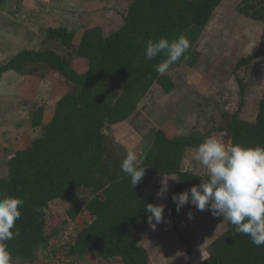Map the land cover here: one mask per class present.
<instances>
[{"label":"trees","instance_id":"obj_1","mask_svg":"<svg viewBox=\"0 0 264 264\" xmlns=\"http://www.w3.org/2000/svg\"><path fill=\"white\" fill-rule=\"evenodd\" d=\"M222 2L133 0L124 25L114 33L104 36L100 28L90 29L75 46V31L51 28L48 38L67 46L65 56L53 50H25L0 68V73L39 72L40 79L46 76L45 68L69 87L53 103L50 121H44L46 105L31 110V127L34 131L40 129L41 135L17 147L6 159L7 174L0 175V198L17 197L24 201L13 229L20 235L5 242L12 261L36 260L40 249L51 239L48 228L74 225L86 211L93 220L76 235L69 246L70 256L92 253L101 259L119 258L122 264H148L147 250L139 245L137 234L148 227L145 205L154 204L157 180L163 175L177 178L178 195L208 178L207 170L203 175L182 170L186 149L197 148L209 136L225 144L264 146V97L254 122L234 114L227 126L216 128L209 136L169 138L163 129H152L150 125L146 132L141 126L137 136L126 127L153 86L158 85L164 93L175 87L173 76L155 71V65L166 59L163 53L146 59L148 40L165 37L172 41L184 35L190 47L170 66H195L201 55L196 43ZM4 3L0 0V6ZM240 11L264 23V0H247ZM258 57L259 53L242 59L237 69ZM76 58L85 59L84 71L77 67ZM239 87L244 101L246 84L240 82ZM106 128L115 140L129 134L122 144L125 148L129 145L132 149L142 138L150 143L139 161L146 172L135 188L131 178L121 171L123 157L107 143ZM81 190L91 195L85 206L79 195ZM176 207L173 216L178 226L180 212ZM199 264H264V245L255 246L250 237L236 234L232 226L211 243L209 257Z\"/></svg>","mask_w":264,"mask_h":264},{"label":"rangeland","instance_id":"obj_2","mask_svg":"<svg viewBox=\"0 0 264 264\" xmlns=\"http://www.w3.org/2000/svg\"><path fill=\"white\" fill-rule=\"evenodd\" d=\"M6 1L8 5H6L5 9L8 15L12 16L16 13L17 9L15 8L21 0ZM89 1L90 0H71V4L76 3L79 5L78 8H87V2ZM94 1V3H98L100 7L104 5V7H101L103 10L106 4L109 3L113 10L106 12V14L112 19L120 18L118 9L121 7H119L118 4H112L114 1ZM246 3L247 0H223L215 10L212 20L196 43V48L201 54L196 65L191 67L182 64L178 67V76H175V67L170 66L166 74L171 77L173 75L175 78V87L170 93H164L158 85L150 89L146 98H143L140 103L142 108L148 111L152 121L149 122L150 124H145L141 128L142 130L145 132L148 131L149 125L152 126V129H156V126H163L169 132L183 134L181 136L197 134L209 136L216 131V128L227 126L231 122L234 114H238L239 118L248 122H254L256 120L259 103L264 97V23L263 21L253 20L242 14L240 7L246 5ZM12 18L15 19L16 17ZM112 23L117 24L118 22L114 20ZM33 26L32 23L30 24L27 20L25 21L24 28L32 27V30L35 29L38 33L39 28L36 26L33 28ZM116 26L117 25H113L112 29ZM258 53L259 57L250 65L237 69L236 66H238L237 64L242 59ZM195 67L199 70V76L198 78L194 77L197 79L193 81L190 80V83H188L186 76L189 73L192 75L195 70L193 68ZM181 73L184 77L183 80L180 76ZM52 81L54 82V87L42 85L43 89L40 90L41 94L36 97L37 99L34 103L29 101L25 102L27 109L35 111L42 105L49 106L51 105L50 103L57 101L58 98L69 91V87L62 82L59 77L52 78ZM185 82L187 83L185 84ZM240 82L246 84L244 101L240 94ZM44 88L54 89L51 93V97L48 95L50 92L46 91ZM51 99H53V102H50ZM51 108L54 111V107ZM191 114L194 116V121L186 119V117ZM29 117L31 118V112ZM50 119L51 115L46 121L48 122ZM133 120H135V117L134 119L132 118V121L129 125H126V127L129 130L131 129L130 131L132 134L139 136L137 131L140 133L141 129L135 126L137 122H133ZM40 132L41 130L38 129L31 134L27 133L28 136L26 135L25 137V144L31 142L33 138L40 136ZM128 135L129 134H125L124 138H117V140H114L119 145H122ZM16 139L22 140L23 138ZM10 142L11 145H16L14 140L11 141L10 139L7 143ZM107 143L111 146L110 139H108ZM140 144V140L135 143L137 148ZM127 147L131 151H134V146L132 149L129 145H127L126 148ZM128 148L126 150H128ZM188 149L196 150L197 148L189 147ZM189 154L190 157L194 158L191 151ZM187 162L191 161L188 159ZM6 174L7 163L0 164V175ZM79 195L83 202L82 206H85V202L91 198V195L85 190H81ZM168 215L170 217L168 221L169 224H167L165 231H163L162 237L160 238V244H162V246H158L157 251L162 253L163 250L166 251L172 248L174 251L173 258L175 264H199L204 260L207 254L209 255V245L232 227L230 223L223 221V217H214L212 214H205L202 211L199 214H193L196 217L192 215L194 221L192 226H190L189 223L182 224L183 237L188 239L192 244L191 252L188 253L189 246L179 238L178 232L175 230V228L179 226L175 225V217L170 213ZM187 218L189 219V214ZM92 220V216H89L86 211H83L74 225L66 227L60 224L54 229L48 228L46 232L53 240L50 241L45 248L43 247L44 249L41 251V258L43 259H41L39 263L43 264L45 260L44 256H47L55 264H74L76 260L74 258H72V260L69 258V246L74 242L78 232L83 227L90 224ZM189 222H191V219H189ZM196 227L199 230H196ZM142 243H147V240H143ZM157 243L159 242L152 243L148 246L150 253L153 252L154 246H156ZM203 244L204 246L202 249ZM199 252H202L204 256H199ZM100 259L101 258L97 256L88 262L87 257L86 260L82 261V263L79 262V264H122L119 258L118 260L117 258Z\"/></svg>","mask_w":264,"mask_h":264},{"label":"crops","instance_id":"obj_3","mask_svg":"<svg viewBox=\"0 0 264 264\" xmlns=\"http://www.w3.org/2000/svg\"><path fill=\"white\" fill-rule=\"evenodd\" d=\"M90 1L87 2V8L84 6V4L83 6L85 8H78L79 5L76 3L71 4V0H21L20 3L17 4L16 13L12 16L8 15V12L5 9L6 6H0V68L8 64L13 58H15L25 50H53L56 53L65 56L67 54V46L57 40L48 38V30L51 28H64L68 31H75V46H78L84 34L90 29L100 28L103 32V35L108 36L124 25V16L127 14L128 9L133 2V0H112L114 1V3L112 4H118V6L121 7L120 9H122H118L120 18L112 19L109 15L106 14V12L113 10L109 3L106 4L103 10L101 7H104V5H101L100 7L98 6V3H94V0L91 2ZM109 1L110 0H108V2ZM12 17L16 18L13 19ZM26 20L28 23H32V25H34L33 28H35V26L39 28L38 33L35 29L32 30V27L24 28ZM114 20L118 23H112ZM113 25L117 26L112 29ZM76 59H78V65L76 64L77 67L84 71L86 69L85 59ZM175 69V76H178V67H176ZM193 69H195L193 74L191 75L189 73L186 76L188 83H190V80L193 81L199 76V70H197V67ZM43 70L42 71L44 74L46 73V76L45 78H42V80L39 77V72L33 73L32 75L28 73L22 75L16 71H5L3 73H0V164L6 163V159L12 154V152L20 145H24L26 143L25 137L27 133L31 134L34 132L33 128L31 127V118L29 117L31 110L27 109V105L25 104V102L29 101L31 103H34L37 99L36 97L41 94L40 90L43 89L42 85H45L46 87H54L52 78H56L51 74L49 70H46L45 68H43ZM180 76L183 80L184 77L182 73ZM172 78L175 82L174 76ZM187 82H185V84ZM44 89L50 92V94H48L47 92L45 93L51 97V93L54 91V89ZM53 99H51L50 102H53ZM53 103H50L51 105L49 106L46 105L44 120L45 122H47V118H50V115L52 117L53 110L51 107H54ZM134 116V122H137L136 127L138 128L152 121L148 111L142 108L141 103L138 107L137 113ZM186 119L194 121L193 114L188 115ZM156 128L163 129L167 133L169 138H175L183 135L181 133L174 134L172 132H169L163 126H156ZM16 138L23 139L18 140ZM10 139L11 141L14 140V142H16V145H11V142L7 143L10 141ZM149 147L150 143H148L147 139L145 140L143 138L140 146H138V148L137 146H135L134 152L137 153L139 161L140 159H142ZM190 151L192 152V156L195 155L196 150H191L188 148L186 149L182 161V170L185 172H193L198 175L205 174L206 168L199 162H197L194 158L190 157ZM188 159L191 162H187ZM161 180L162 179L157 180V183H159V189L162 187ZM177 180L178 179H170L168 183V191L164 193L162 197H158L156 194V197L154 199V204L165 205L163 222L158 224L155 229L151 228L148 224V227L146 229L139 231L137 234L139 245L147 250L149 257L148 264H175L173 258L174 251L172 250V248L166 251L163 250L162 253H160V251H157V249L158 246H162V244H160V238L162 237L163 231H165L167 224H169L168 221L170 220V217L168 214H173L175 210V202H173L172 196L173 194H175V187L178 183ZM200 212L201 211H197L195 206H193L191 203L185 205L180 210V223L179 226L175 228V230L178 232L179 238L189 246L188 253L191 252L190 250L192 244L188 239H185L183 237L182 224L189 223L190 226H192L194 224V221L193 219H191V222H189V219L187 218L188 214L192 213L193 215L199 214ZM202 212H204L205 214H212L209 210ZM88 215L90 216V214ZM196 230L199 229L196 227ZM52 240L53 238L50 239V241ZM143 240H147V243H142ZM155 242L159 243L154 246L153 252L150 253L148 246ZM203 246L204 244L202 245V249ZM44 248L40 249L37 259L34 261L15 259L13 260L14 263L11 261V264H40L39 262H41V259H43L41 258V251H43ZM95 255L96 254L91 253L84 256H70L69 258L71 260L72 258H74L76 260L74 261V264H79V262L82 263V261L86 260L87 257L89 262L92 258L97 257V255ZM201 255L204 256L202 252H199V256ZM208 257L209 255L207 254L204 260ZM44 259L45 260L43 261V264H55L47 256H44Z\"/></svg>","mask_w":264,"mask_h":264},{"label":"clouds","instance_id":"obj_4","mask_svg":"<svg viewBox=\"0 0 264 264\" xmlns=\"http://www.w3.org/2000/svg\"><path fill=\"white\" fill-rule=\"evenodd\" d=\"M190 44L184 35L169 41L161 37L148 40L145 57L152 60L161 53L166 57L155 65V71L163 75L170 65L180 60ZM194 159L207 169L208 178L180 194H173L176 211L191 203L197 211L210 210L214 217L235 228L236 234L250 237L252 243L264 245V146L245 147L241 144H225L215 136L207 137L196 149ZM121 171L131 178L135 188L145 175L146 169L140 166L137 153L126 151L121 163ZM172 176H164L157 196L168 191ZM178 184V183H177ZM24 201L17 197L0 198V264H11L12 256L5 242L20 235L13 231L20 218V206ZM165 205L147 203V222L155 229L164 220ZM43 211V209H38ZM189 213V219H192Z\"/></svg>","mask_w":264,"mask_h":264},{"label":"water","instance_id":"obj_5","mask_svg":"<svg viewBox=\"0 0 264 264\" xmlns=\"http://www.w3.org/2000/svg\"><path fill=\"white\" fill-rule=\"evenodd\" d=\"M4 7V6H3ZM17 9V7L15 8ZM104 133L107 135V137L110 139V142H111V146L114 150V152L117 154V155H120L124 158V154L125 152L127 151L122 145H119L113 138L110 130L108 128H106L104 130Z\"/></svg>","mask_w":264,"mask_h":264},{"label":"flooded vegetation","instance_id":"obj_6","mask_svg":"<svg viewBox=\"0 0 264 264\" xmlns=\"http://www.w3.org/2000/svg\"><path fill=\"white\" fill-rule=\"evenodd\" d=\"M6 5H8V4H7V1L5 0L4 6H6Z\"/></svg>","mask_w":264,"mask_h":264}]
</instances>
